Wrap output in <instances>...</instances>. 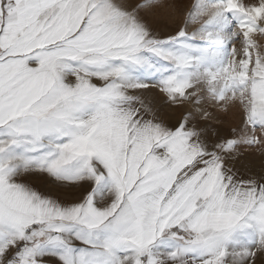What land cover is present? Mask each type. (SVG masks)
Masks as SVG:
<instances>
[{"label":"snow or ice","instance_id":"1","mask_svg":"<svg viewBox=\"0 0 264 264\" xmlns=\"http://www.w3.org/2000/svg\"><path fill=\"white\" fill-rule=\"evenodd\" d=\"M164 8L0 0V264H264V170L241 164L264 150V0H195L161 35Z\"/></svg>","mask_w":264,"mask_h":264},{"label":"rangeland","instance_id":"2","mask_svg":"<svg viewBox=\"0 0 264 264\" xmlns=\"http://www.w3.org/2000/svg\"><path fill=\"white\" fill-rule=\"evenodd\" d=\"M169 3L180 5L179 10L173 8H164L159 10L153 20V27L161 34L167 35L173 33L176 29L183 25L187 18V13L191 10V6L195 0H168ZM246 3H254L256 0H245ZM242 37L236 41L237 49L242 47ZM252 39L264 49V33L255 32L252 34ZM151 99L157 107H160L163 113L173 118L179 117L185 111L193 108L192 104H185L183 107L170 106L166 102V98L157 89L153 88L151 91L145 94ZM223 121H212V125L218 128L222 135H229L230 130L233 128L239 129L243 125L244 113L239 103L230 105L227 112L223 113ZM257 135H260L259 131ZM241 164L247 168H250L253 172L259 173L264 170V150L260 147H251L246 150L245 156L241 161ZM41 190L56 192L57 190L48 182L35 179L33 181ZM62 199L68 197L61 196Z\"/></svg>","mask_w":264,"mask_h":264}]
</instances>
